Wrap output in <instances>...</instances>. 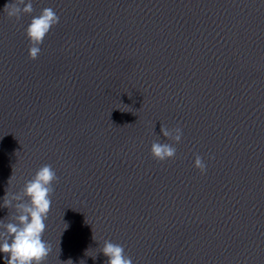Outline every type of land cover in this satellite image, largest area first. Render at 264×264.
<instances>
[{
    "label": "clouds",
    "instance_id": "9594fccd",
    "mask_svg": "<svg viewBox=\"0 0 264 264\" xmlns=\"http://www.w3.org/2000/svg\"><path fill=\"white\" fill-rule=\"evenodd\" d=\"M4 11L10 20L19 22L23 16L31 19L25 28L29 41L28 55L35 60L41 54V45L51 30L60 23V16L51 7L42 8L37 15L32 0H11ZM161 132L169 142L154 140L150 153L154 160L165 162L177 157V147L183 137L179 125L169 128L161 125ZM193 166L201 173L207 172L204 157L194 154ZM209 159H214L209 157ZM10 181V180H9ZM59 182L56 170L50 164L38 168L35 174L25 180L18 191L6 189L3 204L9 209L7 219L0 220V252L5 254V264H45L52 252L50 242L43 239L46 221L52 206L54 185ZM108 259L106 264H133V259L125 252L123 245L104 240L101 251Z\"/></svg>",
    "mask_w": 264,
    "mask_h": 264
}]
</instances>
